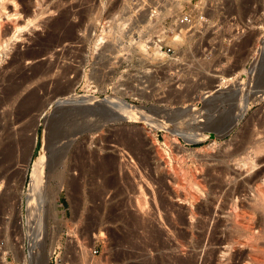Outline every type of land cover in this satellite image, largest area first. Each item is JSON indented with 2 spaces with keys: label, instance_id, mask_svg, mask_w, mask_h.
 Listing matches in <instances>:
<instances>
[{
  "label": "rangeland",
  "instance_id": "374dc122",
  "mask_svg": "<svg viewBox=\"0 0 264 264\" xmlns=\"http://www.w3.org/2000/svg\"><path fill=\"white\" fill-rule=\"evenodd\" d=\"M17 3L26 28L0 55V264H43L41 240L48 264H264V0ZM153 7L168 12L146 30ZM188 13L208 22L177 48L185 65L141 63L140 36H172ZM18 52L28 54L22 71L10 65ZM221 75L236 81L199 110ZM13 84L22 96L8 94ZM145 91L163 103L141 104ZM82 96L95 99L78 102L95 105L87 120L58 105ZM232 115L240 119L224 139L190 143Z\"/></svg>",
  "mask_w": 264,
  "mask_h": 264
},
{
  "label": "bare ground",
  "instance_id": "6f19581e",
  "mask_svg": "<svg viewBox=\"0 0 264 264\" xmlns=\"http://www.w3.org/2000/svg\"><path fill=\"white\" fill-rule=\"evenodd\" d=\"M187 1H189V0H187ZM46 3V2H45ZM47 4V3H46ZM143 4V3H142ZM141 3H140V5H142ZM174 4V3H173ZM172 4V5H173ZM144 5V4H143ZM151 5V4H150ZM18 6V3L16 4V0H0V55H4V53L6 52V50H8L9 48V46L11 45V42H13L14 40H17V39H19V34H20V32H22V31H24V29L26 28V27H23V26H21L20 25V20H21V12H19L18 10H17V7ZM137 7H139V8H141V6H137ZM136 7V8H137ZM151 7V6H150ZM138 8V9H139ZM152 8V7H151ZM169 7H167V9H168ZM142 9V8H141ZM140 10V9H139ZM143 10V9H142ZM30 11V10H29ZM37 12V11H36ZM46 12V11H45ZM168 12V10L167 11H165V12H163L162 14L160 13V15L158 14V12L156 11V9L153 7V11H150V10H147L146 12H144L145 13V16L143 17V18H145V22L147 21V23H146V25H144L143 26V28L144 29H146V30H148V29H151V28H154V20H153V18H159V19H161V18H163V14H165V13H167ZM34 15V14H33ZM181 15H179V17H180ZM179 17H176V20H175V22H174V25L172 26V28L170 29V31H171V33L173 34L172 36H170V35H167L166 33H162V34H160V35H157V36H152L151 37V39H147L146 38V36H144V35H141L140 36V40H142V43H141V45H140V48H141V59L143 58V59H145V60H149L150 62H152V63H155L156 61H166V59H167V55L164 53V51L163 50H161V47H162V44L161 43H164V44H170L171 46H173V47H175V48H178V47H180V46H184L186 43H188L189 41H190V37L188 38V40L186 41L185 40V37L187 36V34H188V31H186V29L185 28H183V29H181L180 30V28L179 27H177V20H178V18ZM202 19V18H201ZM204 19V18H203ZM198 23H200V24H198ZM198 23L196 24V28H197V26L198 25H201L202 24V22L201 21H198ZM112 30V29H111ZM110 30V31H111ZM109 32V31H108ZM111 32H113V30L111 31ZM108 34V33H107ZM106 35V34H105ZM113 35V34H112ZM103 37V36H102ZM106 37H108V36H105V37H103L101 40H102V42L105 40V38ZM115 37V36H114ZM98 44H99V42H97ZM97 45V44H96ZM14 60H13V62L12 63H10V65L11 66H17V68H18V70L19 71H22V70H24L25 68H24V66H23V62L26 60V59H28V54H26V53H21V52H18L17 54H16V56L13 58ZM0 61H4L2 58L0 59ZM243 69H245V68H243ZM2 74V73H1ZM19 75V74H18ZM21 75V74H20ZM19 75V76H20ZM233 77V76H232ZM230 75L229 76H226V75H221V76H219V77H217L218 79H219V81H218V84H217V86H215V88H214V91H209L208 93H204V95L201 97V100H203L204 101V103H206V104H204V106L202 107V108H199V110L200 109H204V108H207V107H209L211 104V102H212V99H210L209 97H211V96H213L215 93H217L219 90H224V89H227L230 85V82H234V81H236L235 80V78H232ZM234 77H235V75H234ZM22 81V80H21ZM24 82V81H23ZM243 85V84H242ZM242 85H241V87H237V85H236V87L239 89H241L242 88ZM262 85V87H261V89L260 90H262L263 89V91H264V82L261 84ZM240 86V85H239ZM24 88V85L23 84H13V87L11 88V89H9V91H7L8 92V94L9 95H12V97H13V95L15 94H18V95H21L22 94V89ZM239 89V90H240ZM242 89H244V91L246 92L245 93V96H243L244 97V101H249L251 98H250V95H251V91H248L249 89H247V88H245V86H244V88H242ZM258 89V88H257ZM248 91V92H247ZM258 91V90H257ZM249 93V94H248ZM227 94V96H229V95H231V92H227L226 93ZM241 94V93H240ZM7 95V94H6ZM22 96V95H21ZM236 96V95H235ZM238 96V95H237ZM240 96V95H239ZM15 97V96H14ZM13 97V98H14ZM214 97H218V96H214ZM220 97H221V95H220ZM242 97V98H243ZM21 98V97H20ZM86 98H89V99H91V100H93L94 99V97H85V96H82V97H80L79 99L80 100H75V99H73V98H68L67 100H64V101H60V103H65V104H67V103H73V102H80L81 100H83V99H86ZM118 98V97H117ZM241 98V99H242ZM16 100H17V98H15ZM27 99V98H26ZM77 99V98H76ZM121 101H123V99H121V98H119ZM216 99H218V98H216ZM14 100V99H13ZM18 100H19V98H18ZM95 100V99H94ZM108 100L109 101H113V99L111 98V97H108ZM116 100V99H115ZM208 100V101H207ZM243 100V99H242ZM27 101V100H26ZM97 101V100H96ZM207 101V102H206ZM120 102V101H119ZM242 102V101H241ZM255 102V101H254ZM25 103H28V102H25ZM93 103H95V102H93ZM123 103H125V104H128V103H126V102H124L123 101ZM247 102H245V103H242L243 104V106H244V104H246ZM22 104V103H21ZM24 104V103H23ZM26 105V104H25ZM24 105V106H25ZM129 105V104H128ZM244 107H247V106H244ZM195 108V107H194ZM192 109V108H188V107H185V108H183L184 110H187V113H189L190 114V112H194V113H196L197 111L195 110V109ZM209 108H211V107H209ZM182 109V110H183ZM242 109V108H241ZM246 109V108H245ZM20 110V109H19ZM184 110H183V112H184ZM20 111H23V110H20ZM186 112V111H185ZM192 112V113H193ZM242 112H245V111H243L242 110ZM20 113V112H19ZM206 113V112H205ZM22 114H23V112H22ZM22 114H20V115H22ZM240 114H242L241 112H240ZM193 115V114H192ZM238 116H240V115H238ZM21 117V116H20ZM22 117H24V116H22ZM194 117V116H193ZM237 117V116H236ZM196 119L195 120H198V118H199V116L197 115L196 117H195ZM22 118H20V120H21ZM130 119H136L135 117H130V116H127V117H124V118H122L121 120H130ZM176 121V120H175ZM230 122V121H229ZM229 122L228 123H226L218 132H215V133H220V132H222L226 127H227V125L229 124ZM149 124H150V126H153L154 128H156L157 130H160V129H168L169 131H171V133L172 132H174L175 134L177 133L178 135H180L181 133H179L177 130H171V129H169V127L168 128H166V126H162L161 124H152V123H150V122H148ZM147 123V124H148ZM162 123V122H161ZM163 124V123H162ZM167 125H169V124H167ZM193 125V124H192ZM170 126V125H169ZM219 126V125H218ZM207 127V126H206ZM205 128V127H204ZM228 128H230V127H228ZM227 128V129H228ZM214 129V128H213ZM23 130V129H22ZM205 130V129H204ZM164 131V130H163ZM198 131V130H197ZM197 131H195V132H197ZM243 131V130H242ZM253 131V130H252ZM24 132V131H23ZM166 132V131H165ZM185 132V131H184ZM208 132V131H207ZM25 133V132H24ZM186 133H188V132H186ZM185 133V134H186ZM192 133V132H191ZM184 134V133H183ZM194 134V133H193ZM210 134V133H209ZM174 135V134H173ZM211 135H212V133H211ZM211 135H208V134H199V135H197L194 139H192L194 142H190V143H193V144H195V143H199V142H201V141H204L205 139H208L209 137H211ZM22 136H23V134H22ZM189 136V135H188ZM187 136V137H188ZM219 136V135H218ZM252 136V135H251ZM192 137V136H191ZM25 138V137H24ZM22 139V138H21ZM219 139V138H218ZM24 140V139H23ZM22 140V141H23ZM25 141V140H24ZM261 141V140H260ZM26 144V143H25ZM255 147V146H254ZM258 151H259V149H258ZM42 152V151H41ZM44 154V153H43ZM257 155V154H256ZM242 160V159H241ZM250 161V160H249ZM225 163V162H224ZM254 163V162H253ZM239 165V164H238ZM246 168V167H245ZM217 171V170H216ZM230 173V172H229ZM228 173V174H229ZM257 176V175H256ZM204 178V177H203ZM232 178V177H231ZM258 178V177H257ZM256 178V179H257ZM229 179V178H228ZM254 180V179H253ZM235 181V180H234ZM258 181V180H257ZM248 182V181H247ZM252 185V184H251ZM260 185V184H259ZM261 186V185H260ZM262 187V186H261ZM247 188V187H246ZM200 189V188H199ZM257 189H259L258 187H257ZM257 191V190H256ZM259 193V198H260V201H259V203L257 204L262 210H264V191L263 190H260V192H258ZM257 197V196H256ZM255 199V198H254ZM253 199V201H255ZM252 201V202H253ZM234 202V201H233ZM258 202V201H257ZM227 203V202H226ZM229 204V203H228ZM234 204V203H233ZM216 205V204H215ZM223 205V204H222ZM193 206V205H192ZM238 206V208H239V205H237ZM237 206H236V208H237ZM243 206V205H242ZM247 206V205H246ZM249 207V206H248ZM255 207V206H254ZM258 207V208H259ZM215 208V207H214ZM222 209V208H221ZM251 209V208H250ZM254 209V208H253ZM233 210V209H232ZM234 210H235V208H234ZM208 211V210H207ZM238 211V210H237ZM244 211V210H243ZM232 212H234V211H232ZM241 212V211H240ZM240 212L239 213H237V214H240ZM246 212V211H245ZM247 214H248V212H247ZM254 214V213H253ZM253 214H251V215H253ZM241 215V214H240ZM256 215V214H255ZM230 216V215H229ZM233 216H234V214H233ZM237 216H239V215H236V217ZM254 217V216H253ZM232 218V217H231ZM233 218H235V217H233ZM240 218V217H239ZM28 219H29V217H28ZM236 219V218H235ZM240 220V219H239ZM248 220V219H247ZM227 221V220H226ZM238 221V220H237ZM241 221V220H240ZM243 221V220H242ZM250 221V220H249ZM236 222V221H235ZM235 222H234V224H235ZM245 222V221H244ZM243 222V223H244ZM248 222V221H247ZM227 223V222H226ZM237 223V222H236ZM239 223V224H238ZM237 224L238 225H236L235 227H237V226H239L240 225V222H238ZM255 223L256 222H254V224H253V226L255 225ZM233 224V225H234ZM246 224V223H245ZM258 224H259V222H258ZM241 226L242 225H240V229H241ZM256 226V225H255ZM257 226H260V225H257ZM234 227V228H235ZM29 224H28V231H29ZM237 228H239V227H237ZM243 228V227H242ZM254 228V227H253ZM257 228H259V227H257ZM246 229L247 228H245V231H246ZM251 229V228H250ZM242 230V229H241ZM254 230H255V228H254ZM254 230L252 231V232H254ZM262 230V229H261ZM239 231V230H238ZM237 231V232H238ZM251 231V230H250ZM258 231V230H257ZM244 232V231H243ZM259 232V231H258ZM258 232H254V233H258ZM262 232V231H261ZM251 234V233H250ZM259 234H261V233H259ZM263 234V233H262ZM246 235H248L247 234V232H246ZM254 235V236H253ZM252 236H253V238L256 240V242L261 238V237H257L258 236V234H257V236L255 235V234H253ZM236 236V235H235ZM244 236V235H243ZM251 236V237H252ZM237 237V236H236ZM248 238H250V235H249V237ZM247 238V239H248ZM242 239V238H241ZM252 239V238H251ZM263 238H261V240H262ZM225 241V240H224ZM235 242H237V241H235ZM242 242V241H241ZM247 242V241H246ZM253 242V241H252ZM255 242V241H254ZM253 242V243H254ZM260 242V241H259ZM233 243V242H232ZM234 244H236V243H234ZM244 244V243H243ZM251 244V243H250ZM257 245H258V247H255V248H258L259 249V244L258 243H256ZM221 245V244H220ZM254 245L255 244H253L252 246H249V247H252V249L254 248ZM257 245H255V246H257ZM260 247H261V245H260ZM34 248L36 249V252L40 255V258L42 259V263L43 264H48V255H47V251H46V246L44 245V242H43V240H41V241H35L34 242ZM255 248H254V250H255ZM232 249V248H231ZM251 249V248H250ZM251 249V250H252ZM262 250V249H261ZM260 250V251H261ZM210 251V250H209ZM228 251H230V250H228ZM253 252V251H252ZM261 252H264V251H261ZM22 253V252H21ZM257 253V252H256ZM255 254V253H254ZM260 254V253H259ZM258 254V255H259ZM257 255V254H256ZM263 254L261 253V255L260 256H262ZM257 257V256H256ZM255 256H254V258H256ZM25 258V257H24ZM253 260V259H252ZM262 260V259H261ZM25 261H26V259H25ZM256 261V260H255ZM254 261V263H258V264H261V261L260 260H257L256 262ZM262 261H264V259L262 260ZM262 263H264V262H262Z\"/></svg>",
  "mask_w": 264,
  "mask_h": 264
},
{
  "label": "built area",
  "instance_id": "2783aa9c",
  "mask_svg": "<svg viewBox=\"0 0 264 264\" xmlns=\"http://www.w3.org/2000/svg\"><path fill=\"white\" fill-rule=\"evenodd\" d=\"M201 22L202 24L208 22L207 18H205L203 16V14L201 15ZM204 18V19H203ZM198 23V17H194L192 14L188 13V14H182L178 20H177V27L181 29L185 28L186 31H188V34L187 36L185 37V40L187 41L188 38L190 37L189 36V31H191L193 28L196 27V24ZM166 30V29H165ZM172 34V33H171ZM173 35V34H172ZM162 44V47H161V50L164 51V53L169 57V61H171L172 63H178V66L180 64H183V61L182 59H184L185 56H188L187 52L186 51H183L180 49V51L173 47V46H168L164 43H161ZM181 47V46H180ZM140 59V62L143 63V62H149L148 60H145V59ZM182 60V61H181ZM150 65V67H152L153 69V72L157 71L158 68L162 67L160 66L161 63H159V61H156L155 63H147ZM185 65V64H183ZM160 66V67H159ZM175 68H178L176 70V73H183L185 72V70L182 69V67H177L175 66ZM147 87V86H146ZM145 93V94H144ZM143 94H140V98L138 100V102H140L141 104H158V103H163L162 99L163 97L162 96H154V94H151V92L149 91H145ZM98 254V250H95L93 252V255H97Z\"/></svg>",
  "mask_w": 264,
  "mask_h": 264
},
{
  "label": "water",
  "instance_id": "95a60500",
  "mask_svg": "<svg viewBox=\"0 0 264 264\" xmlns=\"http://www.w3.org/2000/svg\"><path fill=\"white\" fill-rule=\"evenodd\" d=\"M58 105H69L70 106L69 110H70L72 115H74V113H77L78 111L81 110L84 120H87L88 118H90L95 113V110H96V107H94L95 105H89L87 103L73 102V103L65 104V103H60L59 102ZM102 106L104 108H108L106 106V104H104V103H103ZM239 119H240V117H236V115H232V117L230 118V122L227 125V127L222 132H220L219 134L218 133H212L211 137L212 138L224 139L235 128V126L237 125ZM109 122H112V120L109 121ZM228 127H230V128H228ZM92 131H93V129H89L88 127L87 128L85 127V128H83L82 133L83 134H88V133H91Z\"/></svg>",
  "mask_w": 264,
  "mask_h": 264
}]
</instances>
